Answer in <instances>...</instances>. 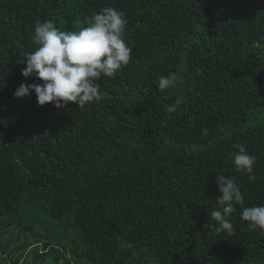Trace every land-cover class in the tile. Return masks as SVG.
Here are the masks:
<instances>
[{
	"label": "trees",
	"instance_id": "obj_1",
	"mask_svg": "<svg viewBox=\"0 0 264 264\" xmlns=\"http://www.w3.org/2000/svg\"><path fill=\"white\" fill-rule=\"evenodd\" d=\"M106 7L126 17L132 51L97 81L99 101L14 97L40 82L17 63L37 21L79 30ZM170 73L182 82L159 90ZM220 175L244 202L217 234ZM261 204L264 0H0V264H264V233L240 218Z\"/></svg>",
	"mask_w": 264,
	"mask_h": 264
},
{
	"label": "clouds",
	"instance_id": "obj_2",
	"mask_svg": "<svg viewBox=\"0 0 264 264\" xmlns=\"http://www.w3.org/2000/svg\"><path fill=\"white\" fill-rule=\"evenodd\" d=\"M127 19L124 14L112 7L95 13L88 25L79 30L62 31L51 21H37L32 37L36 48L33 52L20 53L17 63L25 65L21 73L25 78L35 77L38 83H21L14 91L15 98H23L35 93L40 106L52 103L57 109H64L69 102L79 107L101 99L99 93L102 77L115 78V75L130 62L131 48L123 35ZM182 82L175 73L160 76L158 89L164 91ZM177 105L180 103L177 100ZM168 111H176L168 106ZM238 152L232 154L237 172L247 173L255 179L254 156L247 153L243 145L236 144ZM220 191L217 202L222 210H213L209 227L217 234L231 233L233 225L228 219L233 203L242 205L244 197L240 188L231 178L220 175L216 178ZM241 220L247 222L250 230L259 229L264 233V204L244 207Z\"/></svg>",
	"mask_w": 264,
	"mask_h": 264
},
{
	"label": "rangeland",
	"instance_id": "obj_3",
	"mask_svg": "<svg viewBox=\"0 0 264 264\" xmlns=\"http://www.w3.org/2000/svg\"><path fill=\"white\" fill-rule=\"evenodd\" d=\"M6 254H3V256H5ZM10 261V259H7V262H9Z\"/></svg>",
	"mask_w": 264,
	"mask_h": 264
}]
</instances>
